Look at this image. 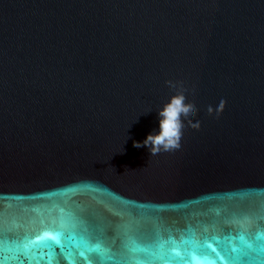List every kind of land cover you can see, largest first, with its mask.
<instances>
[{"label":"water","instance_id":"95a60500","mask_svg":"<svg viewBox=\"0 0 264 264\" xmlns=\"http://www.w3.org/2000/svg\"><path fill=\"white\" fill-rule=\"evenodd\" d=\"M180 91L181 149L134 147ZM0 223L6 264L264 233V0H0ZM61 225L64 247L16 251Z\"/></svg>","mask_w":264,"mask_h":264},{"label":"snow or ice","instance_id":"6c2138e0","mask_svg":"<svg viewBox=\"0 0 264 264\" xmlns=\"http://www.w3.org/2000/svg\"><path fill=\"white\" fill-rule=\"evenodd\" d=\"M63 229V225L59 228L54 226L44 231L42 235H38L35 239H28L22 249H17L16 251H22L27 257L33 246L49 241L52 244L64 247L61 243V240L65 238ZM4 236L5 228L0 223V264H6L9 259L19 260V255L14 254L11 257L4 255V253L9 251L5 246ZM67 239L75 242L76 238L74 235L68 234ZM114 243L115 241H113ZM189 243L192 242L183 238L178 241L171 235L167 239L157 235L153 243L147 244H141L135 238L129 237L127 243L123 245V251L114 253L110 248H102L99 243L91 245L88 240L82 237L78 246L80 249L78 254L86 260L87 264H94V261L86 255V253L92 252L97 253L101 261L109 259L113 261V264H173V262L179 261H184V264H187L189 259L195 260L197 256L203 259L214 256L217 260L222 261L223 264H248L253 259L264 257V233L260 231L255 233L240 231L235 237L231 235L225 236L223 238V246L218 235L205 236L203 240L195 243L191 249L186 247ZM52 244H47V246L51 247ZM181 251L184 252V255H181ZM253 253L258 255L254 257ZM20 264H23V261Z\"/></svg>","mask_w":264,"mask_h":264},{"label":"clouds","instance_id":"9594fccd","mask_svg":"<svg viewBox=\"0 0 264 264\" xmlns=\"http://www.w3.org/2000/svg\"><path fill=\"white\" fill-rule=\"evenodd\" d=\"M167 83L173 87L171 82ZM195 111L194 106L186 103V96L182 91L171 95L158 109V127L146 135L142 142H134L133 146L146 148L150 155L158 154L161 151H179L185 131L184 121L194 116ZM209 112H211V108H209Z\"/></svg>","mask_w":264,"mask_h":264}]
</instances>
